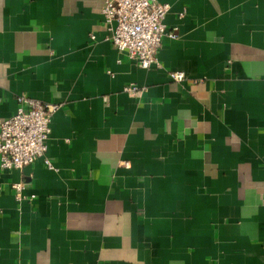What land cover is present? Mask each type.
Returning a JSON list of instances; mask_svg holds the SVG:
<instances>
[{"label":"crops","instance_id":"crops-1","mask_svg":"<svg viewBox=\"0 0 264 264\" xmlns=\"http://www.w3.org/2000/svg\"><path fill=\"white\" fill-rule=\"evenodd\" d=\"M157 1L142 69L104 0H0V122L59 105L54 169H0V264H264V0Z\"/></svg>","mask_w":264,"mask_h":264},{"label":"built area","instance_id":"built-area-1","mask_svg":"<svg viewBox=\"0 0 264 264\" xmlns=\"http://www.w3.org/2000/svg\"><path fill=\"white\" fill-rule=\"evenodd\" d=\"M168 10L167 4L157 0H104L101 14L113 47L138 67L149 69L159 67L157 52L166 35L164 18ZM169 77L177 83L185 79L184 73L177 71L170 73ZM135 89L131 85L125 91L133 92ZM16 100L15 113L0 122V169L21 170L39 158H44L49 170L54 169L45 154L51 117L59 105L26 96H19ZM12 187L19 199L24 184Z\"/></svg>","mask_w":264,"mask_h":264}]
</instances>
